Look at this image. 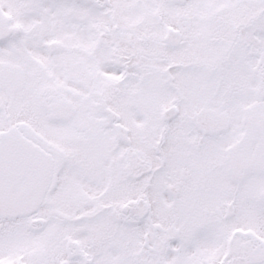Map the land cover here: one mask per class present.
<instances>
[{"label":"flooded vegetation","instance_id":"1","mask_svg":"<svg viewBox=\"0 0 264 264\" xmlns=\"http://www.w3.org/2000/svg\"><path fill=\"white\" fill-rule=\"evenodd\" d=\"M230 2V9L218 14H198L180 8L179 13L171 15L176 24L169 26L180 30L181 42L178 46L169 45V49L179 52L185 47L190 53L178 68L186 73L191 72L188 82L200 81V92L203 89L211 91L209 98L204 93L200 96L194 94L193 101L185 110L182 107L185 98L181 94V80L179 78L177 82L173 74L177 64L170 62L168 82L173 99L168 107L173 105L176 108V117L185 115L180 124L188 126L190 138L182 145L187 149L195 146V155L193 152L185 154L180 169L166 174V178L172 180L168 186L175 185L180 193L187 191L186 188L192 193L195 188L200 191L198 194L201 197L204 196V201L208 200L207 196L211 197L216 182H222L218 196L222 198L226 195L230 199L220 202L217 208L229 222L240 211V189H244L253 205L264 198V0ZM77 3L79 0H0L4 18L7 19L5 38L0 41V133L20 132L49 152L54 160L53 174L35 214L28 218L0 217V264H70L67 260L70 253L73 254L71 262L75 259L78 262L80 255L77 254V247L93 238L88 234L87 237L78 236V230L90 229V225L96 221L108 224L105 218L107 205L98 199L96 206L95 202H91L95 200L81 190V183L90 181L84 171L95 172L98 164L104 162L96 157L105 154L106 164L110 166L120 169L128 166L134 169L136 177L143 172L139 154L134 155L138 157L137 161L130 160L128 150L133 149L134 138L125 127L118 125L122 123V116L119 122L111 121L108 116V110L120 114L118 102H122L127 95L120 93L111 96L106 93L99 96L78 92L80 86L89 85L90 81L83 77V82H80L84 69L78 68V65L80 60L87 63V58L80 51L86 47L81 48L79 32L69 28L71 22L80 18ZM31 13L35 14L37 20L30 16ZM193 19L197 25L193 24ZM34 20L37 23H29ZM32 25L34 28H31ZM54 42L61 43L62 49L60 47L61 50L52 53L47 46ZM213 52H216L215 56H212ZM205 53L206 58L203 57ZM156 89L160 90L159 85H156ZM154 93L156 95L151 93L150 100L155 103V108L160 105V98L155 89ZM66 100L76 108L71 119H51L52 110L63 106ZM140 102L133 105H136L139 114L144 112ZM176 117L170 120L174 122ZM159 119H155L156 123ZM95 121L98 123L97 134L90 140L91 132L86 127L81 129V124L91 127ZM184 125L182 128H185ZM50 127L71 135L70 150L66 152L49 139L47 130ZM125 130L132 139L130 145L125 142ZM143 131L144 128H141L139 137ZM104 138L113 140L109 141L107 149ZM85 139L91 158L90 162L84 160L88 165L86 169L80 163V150H84L79 145ZM138 148L143 149L142 144ZM62 150L65 153L60 158ZM159 150L158 132L153 146L157 158ZM134 151L137 152L136 149ZM61 167L67 171L73 169V177H62L59 173ZM183 169L189 172L187 181L180 179ZM24 177L27 190V174ZM196 178L199 184L190 187ZM66 193L71 197L63 200ZM85 199H88L86 203ZM258 207L264 210V202ZM82 210L76 217H71L70 214ZM16 222L25 223L26 239L27 229L35 237L37 231L41 236L40 239L32 238L31 242L26 240L23 249L18 247L17 256L14 243L20 234L14 226L10 229L1 227L2 224L16 225ZM37 225L39 230L34 228ZM61 225H67L71 230L65 242L64 254L67 259L64 260L59 258L62 255L59 249L62 239L57 236ZM72 227L78 229L76 234ZM28 237L31 240L30 235ZM52 241L49 253L53 257L49 255V262L43 263L41 259Z\"/></svg>","mask_w":264,"mask_h":264},{"label":"rangeland","instance_id":"2","mask_svg":"<svg viewBox=\"0 0 264 264\" xmlns=\"http://www.w3.org/2000/svg\"><path fill=\"white\" fill-rule=\"evenodd\" d=\"M147 1L150 2V5L155 4L158 7L157 12L145 7ZM112 3L114 10L108 12L103 3L96 2L94 9H89L87 2L85 1L84 3V0H81V2L77 3L79 4L78 15L82 19L85 18V25H87L86 19L89 17L98 20L104 30L105 28L115 29V24L124 30L125 28L131 29V27H134L131 34L136 35V38L127 39L129 37L127 36L109 39L106 36L107 38L101 39L100 43H98V47H102V45L109 46L107 43L113 42L112 45H118L122 47L121 49L132 53L133 56L129 59V63L134 67L133 70L137 68L139 72L141 71L143 81L137 84L135 81L128 80V88L125 91L120 89V84H116V87L109 85V83H101L100 85L103 86V90L107 95L112 96L119 93L128 95L122 102L118 100L119 112L122 115V123H118V125L125 127L128 134L131 132L134 138L132 148L136 149L137 152L129 148L128 153L131 154L130 160L137 161L138 157L134 155L139 154L142 157L140 164L143 166L140 168H142L143 172L136 177L133 176L136 172L132 169L131 172L128 171L130 175L125 176L123 169L120 170L116 166L113 167L110 164H106L105 154L96 157L97 160L104 161L98 164L96 171H89L86 168H88L87 162H90L91 158L88 154L89 151H87L89 144L85 139L79 144L84 150H80V163L86 169L84 173L90 177V181L86 184L85 181L81 183V190L95 200L91 202H95L96 206L99 203L97 200L102 199L101 201L107 207L110 205L114 206L115 214H126V224L132 223V217L142 219L147 216L148 219L146 223L141 225H116L113 220L111 224L107 216L108 213H106L107 225L106 223L100 224L96 221L94 225H90V229L78 230L76 227H72L74 234L79 231L78 236L87 237L86 234H88L90 237H93L87 240L89 243L87 241L82 242L84 243L82 244L83 248L77 247V254L85 257L89 264H204L207 261H212L215 264H264V210L258 207L259 204L264 202V198H261L257 202L258 204L253 205L244 189H240L238 201L240 211L238 216L229 222L226 215L224 216V214L220 213L217 208L221 204L220 202H226L230 199L226 195L222 198L218 196L219 184L222 182H216V185L212 188L211 197L207 196V201H204V196L201 197L198 194L200 191L195 190V188L192 193H189V188H186L185 190L188 192L184 191L179 194L180 196L176 201L162 191V188L172 181L166 179L167 172L173 173L180 169L185 154L193 152V155H195V151H193L195 146L187 149V147L182 145L185 140L190 138L188 126L180 124L185 115L176 117L174 122L171 120L163 122L159 119L156 123L155 120L158 117L161 118L163 110L168 108L173 99V94H170L167 86L164 85V82L163 84L161 82V77H164L163 71L169 66V60L175 61L177 64L173 74L177 82L179 78L181 80L183 87L181 94L185 98L182 107L185 110L188 104L193 101L194 94L200 96L204 93L209 98L211 90L203 89L200 92V81L191 80V82H188L187 78L191 76V72L186 73V71L178 68L185 56L190 55L187 48L184 47L179 52H176L177 50H169L166 46L160 45L156 41L162 38L165 26L176 24L173 20L174 18L170 17L171 14L176 13L174 10L176 6L177 9L187 8L186 11L192 13H195L199 9L200 14H206L229 10L226 9L229 1L173 0L169 2L168 0H112ZM155 14L157 18H155ZM158 14H160L162 19ZM30 16L37 20L35 14L31 13ZM114 16L118 19V23L115 22ZM35 20L29 23H37ZM53 20L55 21L54 18ZM193 24L197 25L194 19ZM31 28H34V25ZM119 33L122 34L121 32ZM79 35L82 47L90 48L94 44V39L91 37L87 41L86 38L89 39L87 34L81 31ZM140 35H142L141 39L138 37ZM107 50L109 52V49ZM215 53L213 52L212 56H215ZM92 55L94 56V60H97L99 63L100 70L104 75L109 74L115 79L118 78V73L112 69L105 68L104 65L102 66L106 60V53L104 51L100 50L98 53ZM198 56H201V50ZM203 57L206 58V53L203 54ZM89 64H91L90 59L88 60V64L80 60L78 68H83L87 71ZM180 68H183V66ZM88 74L91 75L90 72ZM158 81L160 90L156 89ZM92 87L90 85L89 92H91ZM136 89L141 92L143 97L141 98L142 102H140V105L144 109V112H140V114L135 110V106L133 107L134 96L131 93H134ZM154 89L159 94V98H161L160 105L155 108V103H152L150 100L151 93L156 95ZM78 91L83 94L89 93L85 86H80ZM116 98L118 99L119 97L116 96ZM180 103L178 104L180 105ZM82 120L83 118L81 117V123ZM153 123L157 125L155 126L154 124V127H152ZM182 125L185 128H182ZM97 126L98 123L95 121L91 127L81 124V129L83 127L88 128L91 132L90 140H93L95 134H97ZM141 128L146 130V134L142 136L151 139V143L149 142L150 144H148L149 146L144 149L138 148L139 141L136 139L141 132ZM47 131V136L51 141L62 149H65L66 152L70 150L72 142L70 134L52 127ZM158 132L163 135L159 150L164 154L162 159L157 158L153 151ZM152 139L154 140L153 143ZM104 140H106L107 145L105 147L107 149L109 148L107 147L109 146V141L113 142V140L106 138ZM63 153H65L63 150L59 153L60 158ZM84 160L87 162H84ZM162 165L164 169H162ZM59 173L62 177L66 178H68V175H72V177L74 175L73 169L67 171L65 167H61ZM190 184V187H195L199 182L196 178ZM225 184L229 186V183L226 182ZM67 197L71 196L66 193L63 200H67ZM84 201L86 203L88 199ZM83 204L84 202L80 206ZM108 208L107 210L109 211ZM124 208H126V211H124ZM82 212L83 210L70 215L74 218ZM15 224H2L1 227L10 229L14 226L16 227V232L20 234V238L16 239L14 243L17 247L15 253V256H17L19 253L17 252L18 247L22 248L25 243L31 242L32 238L40 239L41 236L39 235V231L35 232L37 235L35 237V234L32 235V231H28L27 229L26 239L25 223L16 222ZM201 226L204 228H201ZM34 228L36 230L40 229L39 225L37 227L34 226ZM233 229H235L234 233H232ZM70 233L71 230H69L67 225H61L57 231V236L62 239L61 244H59L62 255L59 258L63 260L67 259L64 250L66 249V239ZM216 233H219V235ZM28 235H30L31 240H29ZM47 236L49 238L50 232H48ZM145 236L149 237V244L152 246V250L146 249L143 238ZM245 237L247 239L249 237V239L244 241ZM26 240L27 242H25ZM52 246L53 241L50 246L46 247L44 256L41 259L43 263L49 262L50 256L53 257L49 253ZM37 258L40 259V256L38 255ZM72 258L73 254L70 253L69 259H67L70 264H80L76 259L71 262Z\"/></svg>","mask_w":264,"mask_h":264},{"label":"water","instance_id":"3","mask_svg":"<svg viewBox=\"0 0 264 264\" xmlns=\"http://www.w3.org/2000/svg\"><path fill=\"white\" fill-rule=\"evenodd\" d=\"M24 142L21 138H6L0 144V175L4 174L9 179H4L3 185L0 187V215L10 217L29 216L35 210L42 196V189L37 184H42L43 176L50 174L51 160L40 150L30 143H27V175H39L27 179V195L25 189H18L12 186L16 180H10L11 174H15L14 168L11 166V160L20 157L13 156L12 152H3V149H9L4 145L5 142ZM22 172V171H21ZM23 173V172H22ZM16 191V192H12ZM35 202L37 205H35ZM35 206V207H34Z\"/></svg>","mask_w":264,"mask_h":264},{"label":"bare ground","instance_id":"4","mask_svg":"<svg viewBox=\"0 0 264 264\" xmlns=\"http://www.w3.org/2000/svg\"><path fill=\"white\" fill-rule=\"evenodd\" d=\"M94 7H95V2H94ZM113 10H114L113 7L108 8V12H112ZM84 23H85V22H84ZM86 24L89 25L87 22H86ZM78 27H79L80 29H83V30L86 29V27H83V26H81V25H78ZM98 32H101V30H98Z\"/></svg>","mask_w":264,"mask_h":264}]
</instances>
